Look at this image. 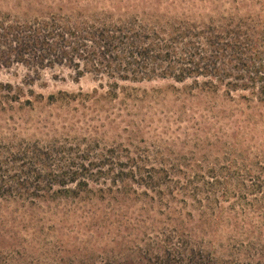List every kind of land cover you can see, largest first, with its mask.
Segmentation results:
<instances>
[{
    "label": "rangeland",
    "instance_id": "374dc122",
    "mask_svg": "<svg viewBox=\"0 0 264 264\" xmlns=\"http://www.w3.org/2000/svg\"><path fill=\"white\" fill-rule=\"evenodd\" d=\"M134 7L185 13L198 22L249 14L264 20V0H0V18L23 22ZM25 76L21 66L0 70V83L12 87L0 92V142L129 155L144 178L152 167L167 175L159 180L163 193L148 197L133 183L114 185L112 170L106 181L90 184L102 192L34 204L0 198V264L97 263L117 242L130 250L131 236L141 239L152 221L161 226L178 211L190 215L188 229L208 234L197 235L198 242L229 264L241 263L249 243L256 250L264 245V102L171 80L121 83L110 99L108 86L90 75L74 81L65 68L44 70L31 85ZM145 200L150 205L143 209ZM135 224L141 232L132 230Z\"/></svg>",
    "mask_w": 264,
    "mask_h": 264
},
{
    "label": "trees",
    "instance_id": "16d2710c",
    "mask_svg": "<svg viewBox=\"0 0 264 264\" xmlns=\"http://www.w3.org/2000/svg\"><path fill=\"white\" fill-rule=\"evenodd\" d=\"M261 19L249 14L198 22L185 13L137 7L69 10L23 22L0 18V70L21 66L26 70L24 83L31 85L44 70L65 68L74 74V81L90 75L100 86H108L105 96L110 99L117 96L121 83L171 80L178 84L190 81L189 87L205 91L224 89L226 96L243 93L241 98L246 99L248 94L264 102ZM2 89L12 87L0 83ZM55 101L54 95L48 97L49 104ZM112 170L117 174L110 178ZM142 170L129 155L110 156L36 141L0 142V198H20L30 204L102 192L90 184L109 178L114 185L141 187L140 195L134 190L139 196L148 197L149 191L161 195L166 172L152 167L144 178ZM149 205L145 200L142 208ZM188 218L178 211L161 226L152 221V232L145 235L135 224L131 228L141 232L142 238L131 236L130 250L122 247L124 242H117L116 251L93 264L231 263L198 242L208 234L188 229ZM199 221L204 226L201 216ZM249 244L241 263L264 264V245L256 250Z\"/></svg>",
    "mask_w": 264,
    "mask_h": 264
}]
</instances>
